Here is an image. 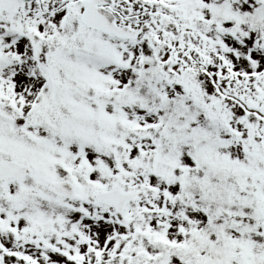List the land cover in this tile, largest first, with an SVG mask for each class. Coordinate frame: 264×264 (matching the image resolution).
I'll use <instances>...</instances> for the list:
<instances>
[{
	"label": "snow or ice",
	"instance_id": "1",
	"mask_svg": "<svg viewBox=\"0 0 264 264\" xmlns=\"http://www.w3.org/2000/svg\"><path fill=\"white\" fill-rule=\"evenodd\" d=\"M0 264H264V0H0Z\"/></svg>",
	"mask_w": 264,
	"mask_h": 264
}]
</instances>
